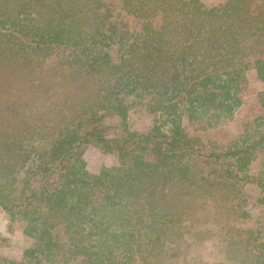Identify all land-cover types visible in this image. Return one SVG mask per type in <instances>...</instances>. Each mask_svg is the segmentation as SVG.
Returning a JSON list of instances; mask_svg holds the SVG:
<instances>
[{"label": "trees", "instance_id": "16d2710c", "mask_svg": "<svg viewBox=\"0 0 264 264\" xmlns=\"http://www.w3.org/2000/svg\"><path fill=\"white\" fill-rule=\"evenodd\" d=\"M143 9L0 0V207L34 241L0 264H176L171 236L187 264H264V226H230L249 186L264 205V89L245 97L251 77L264 83V0H192L186 22L145 25L137 42L108 22ZM88 146L118 164L90 172ZM223 225V257L200 260Z\"/></svg>", "mask_w": 264, "mask_h": 264}, {"label": "rangeland", "instance_id": "374dc122", "mask_svg": "<svg viewBox=\"0 0 264 264\" xmlns=\"http://www.w3.org/2000/svg\"><path fill=\"white\" fill-rule=\"evenodd\" d=\"M143 3V10L137 16H127L126 18L117 15L110 17L108 22L118 26L122 32L129 36L130 40L138 41L140 29L145 26V33H149L152 28L157 29L168 22H186L191 15L192 0H140ZM211 5H217L225 0H203ZM48 26H58L59 18L56 15H49L45 19ZM131 34V35H130ZM141 36V35H140ZM142 37V36H141ZM261 57V56H260ZM264 59V54L262 55ZM264 89V83L255 77L250 78V88L245 94L246 98H253ZM130 126L135 130H145L150 125L145 118L139 119V114H135L130 120ZM110 124L113 126L110 137L116 138L122 135L119 127V119L112 118ZM84 160L87 169L92 173H98L104 168L116 166L118 163L111 156L102 154L93 146H88L84 153ZM260 164L258 161L251 166V173L258 172ZM34 186L42 185V178L37 176L33 181ZM250 198L245 202L236 203L237 212L233 214L230 224L232 236L244 238L251 230L264 226V205L257 201L259 189L249 186ZM225 225L219 227L217 235L208 242L206 248L201 252L199 258L205 262L215 263L223 257V252L228 244L231 230ZM183 238L174 236L168 237L166 252L176 258V264H187L190 257V250ZM34 241L24 234V223L20 220L11 221L10 216L0 207V257L19 259L27 248H33ZM209 252L212 256L209 257ZM132 264H155L154 260H135Z\"/></svg>", "mask_w": 264, "mask_h": 264}]
</instances>
